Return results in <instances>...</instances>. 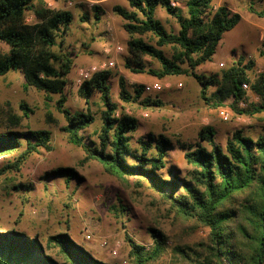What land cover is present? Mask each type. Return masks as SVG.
<instances>
[{"label":"trees","instance_id":"1","mask_svg":"<svg viewBox=\"0 0 264 264\" xmlns=\"http://www.w3.org/2000/svg\"><path fill=\"white\" fill-rule=\"evenodd\" d=\"M37 0H0V42L9 52L0 55V77L11 72L23 73L26 85L48 96H59L58 110L64 115L63 131L69 142L84 152L83 163L98 162L105 172L121 180L135 178L150 182L152 189L164 204L170 207L178 223H192L207 230V242L202 251L176 246L174 253L183 262L197 264H264V133L257 138L245 135L240 129L233 132L221 147L216 142V130L202 127L195 144H182L184 159L190 170L180 177L175 168L167 169L172 141L163 134L148 133L133 143L138 131V119L123 110L112 98L110 71H102L86 80L78 95L90 103L99 94L103 105L102 124L96 132L97 140L85 136L96 118L91 109L72 112L66 107V89L75 66L77 53L68 49L67 39L74 23L71 11L55 10L46 5L36 6ZM178 0H127L129 7L116 5L114 13L125 23L129 36L125 69L135 74H147L157 79L187 76L197 81L204 104L214 109L230 107L238 115L264 113V73L252 78L254 62L239 60L221 74L198 73V68L213 61L226 33L242 21V15L226 5L214 8V0H187V16L172 2ZM161 7L174 18L178 33L169 31L157 19ZM100 20V8L95 7ZM249 14L264 19V8L247 7ZM34 15L29 23L28 13ZM83 19L87 20L88 16ZM142 37H150L146 41ZM89 47V45H86ZM163 48H171L168 57ZM264 58V46L259 51ZM149 58L158 63L148 65ZM248 86L258 98L250 103ZM119 99L125 105L144 110H161L164 102L147 95L145 86L131 91L119 77ZM246 103L241 109L240 104ZM26 109L25 105L21 106ZM27 117L28 114L24 112ZM18 123H15L17 126ZM135 144V146H134ZM53 151V133L50 130L14 131L0 133V157L17 154V158L0 168V176L21 167L34 155ZM167 171L168 179L162 177ZM64 178L68 183L82 178L73 168H58L46 175ZM20 192L34 190L33 185H14ZM181 191L185 195L179 194ZM121 211L127 209L121 205ZM152 249L138 244L128 234L130 264H157L164 253L168 238L161 231L149 230ZM192 256L191 255V253ZM0 264H109L96 259L78 244L68 231L42 238L29 237L17 228L0 233Z\"/></svg>","mask_w":264,"mask_h":264},{"label":"rangeland","instance_id":"2","mask_svg":"<svg viewBox=\"0 0 264 264\" xmlns=\"http://www.w3.org/2000/svg\"><path fill=\"white\" fill-rule=\"evenodd\" d=\"M98 1L100 0L36 1L37 7L46 5L55 10L71 11L74 15L67 45L69 50L77 53L78 58L69 76L66 107L72 112H86L88 108L91 109L96 122L85 131L87 139L92 137V140H97L96 132L102 124L103 105L97 93L89 104L78 95L79 87L89 80L79 84V73L82 69L104 63L108 57L115 60L114 68L106 70L112 74V98L121 111L124 108L126 113L136 117L140 123L133 136V143L148 133L166 135L173 145L167 159V169L175 168L182 178L190 170L184 159L182 144L197 143L202 127L212 126L216 130V142L221 147L226 145L227 139L236 130L241 129L245 135L253 138L264 133V113L238 115L227 107L222 109L229 112V118L224 120L220 114L221 110L210 108L201 100L200 86L193 78L181 76L157 79L125 69L124 60L127 56L129 36L123 28L125 21L114 13L113 8L116 5L129 7L127 0ZM224 1L214 0V8L225 4L233 11L239 12L242 21L234 30L225 34V50L217 51L213 61L199 67L198 73L221 74L243 57L244 64L254 62L251 72L254 79L264 73V58L259 56V51L264 46V19L249 14L247 7L253 4L257 10H262L264 0H228V3ZM176 3L187 16V0H178ZM95 7L100 8V20L95 17ZM85 15L88 16L87 20L83 19ZM156 15L169 31L178 33L179 26L174 18L166 19V14L160 11H157ZM27 20L29 23L34 22L33 13H28ZM142 38L151 41L150 37ZM118 46H121L124 52L117 53L115 49ZM106 49L111 52L109 55ZM163 50L168 57L173 55L171 48ZM8 52L9 47L0 42V55ZM146 61L152 68L159 66L149 58ZM120 76L124 77L131 91L135 86H152L159 81L164 82L162 90L147 94L159 97L164 102V107L153 111L123 104L119 99ZM246 91L250 103H259V98L249 87ZM58 100V95L48 96L28 87L23 73L19 71L0 77V133L10 129L25 131L27 128L46 129L53 133V151H43L32 156L21 167L20 172L10 170L0 176V233L17 228L30 237H34L38 232V235L46 238L53 233L68 231L71 236L85 241L86 249H101L102 258L109 264H130V246L126 235L138 244L152 249L154 240L149 230L154 228L168 238L166 253L157 264H197L190 260L183 262L174 253V248L190 247L201 252V244L207 242V230L192 223L177 224L170 207L163 203L150 182L135 178L121 180L107 174L98 162L83 163L84 152L72 145L63 131L66 120L58 110ZM243 104L241 109L246 108L247 104ZM22 105H25L26 109H23ZM24 112L28 114L27 117ZM15 123H18L17 126ZM16 158L17 154L0 157V168ZM58 168H73L82 180L73 179L68 183L64 178L53 179L46 176ZM161 175L165 179L169 178L166 170ZM20 184H32L34 190L17 192L12 189L14 185ZM179 194L185 195L183 191ZM121 205L128 210L127 215L126 212L122 214ZM87 235H90L91 239L88 240ZM103 242L108 243L106 248L102 247ZM113 250L117 251L116 256L112 254Z\"/></svg>","mask_w":264,"mask_h":264},{"label":"built area","instance_id":"3","mask_svg":"<svg viewBox=\"0 0 264 264\" xmlns=\"http://www.w3.org/2000/svg\"><path fill=\"white\" fill-rule=\"evenodd\" d=\"M171 4H172L173 7H177L178 6V4L176 2H174V1ZM115 50H116L117 53L124 52V49L121 46H118ZM110 53L111 52L108 50L107 51V54L109 55ZM114 66H115V60H114V58H109L108 57L107 60L104 61V63H101L100 65H93V66H90L88 68L82 69L80 71V73H79L80 78H79V81L78 82H79V84H82V82L84 80L90 79L94 74H96L98 72H102V71L109 70L111 68H114ZM163 86H165L164 85V82L159 81V82L155 83L152 86H148V85L145 86V92L147 94H151L153 92H159L160 90H162V87ZM244 88L247 89L248 86L245 85ZM240 106L243 107L244 104L241 103ZM220 114H221V116H222V118L224 120H227L229 118V112L227 110H221L220 111ZM86 238L89 240V239H91V236L90 235H87ZM101 245H102V247L106 248L108 246V243L107 242H103ZM112 254L114 256H116L117 255V251L116 250H113L112 251Z\"/></svg>","mask_w":264,"mask_h":264},{"label":"crops","instance_id":"4","mask_svg":"<svg viewBox=\"0 0 264 264\" xmlns=\"http://www.w3.org/2000/svg\"><path fill=\"white\" fill-rule=\"evenodd\" d=\"M98 2H102V0H100V1H98ZM225 3L227 2L228 3V0H225L224 1ZM97 4H102V3H97ZM178 4V3H177ZM225 5V4H224ZM219 6H222V5H219ZM218 6V7H219ZM227 6V5H226ZM127 8V7H126ZM160 8V7H159ZM157 9V11L159 12H163V13H165L166 15V19H168V18H172V17H170L167 13H166V11L163 9V8H161V9ZM234 12H236V11H234ZM223 41L224 40H222V42L220 43V46H219V48H218V50L217 51H223V50H225V48L226 47H223L224 45H223ZM107 49H106V53H107ZM60 233V232H59ZM36 234H39L38 232L36 233ZM53 234H56V233H53ZM53 234H50V235H53ZM29 236V235H28ZM30 237V236H29ZM72 238H73V240H75L78 244H80V245H82L83 247H85L84 246V242H83V240H80V239H78V238H75V237H73V236H71ZM86 248V247H85ZM96 259H99V260H101V261H103V262H106V263H108L106 260H105V258H102V255H103V253H102V250L101 249H98V247L96 248V249H92L91 247L89 248V249H87ZM101 250V251H100ZM93 252V253H92Z\"/></svg>","mask_w":264,"mask_h":264}]
</instances>
